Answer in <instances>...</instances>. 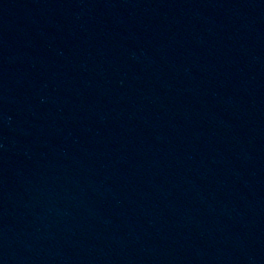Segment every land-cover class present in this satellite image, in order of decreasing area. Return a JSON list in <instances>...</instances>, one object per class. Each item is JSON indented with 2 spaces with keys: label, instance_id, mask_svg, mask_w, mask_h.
<instances>
[{
  "label": "water",
  "instance_id": "95a60500",
  "mask_svg": "<svg viewBox=\"0 0 264 264\" xmlns=\"http://www.w3.org/2000/svg\"><path fill=\"white\" fill-rule=\"evenodd\" d=\"M264 0H0V264H255Z\"/></svg>",
  "mask_w": 264,
  "mask_h": 264
}]
</instances>
